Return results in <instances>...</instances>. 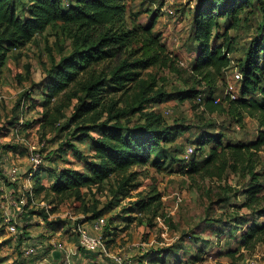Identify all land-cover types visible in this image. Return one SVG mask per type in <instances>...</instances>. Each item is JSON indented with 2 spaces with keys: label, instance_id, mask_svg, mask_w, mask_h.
I'll return each mask as SVG.
<instances>
[{
  "label": "rangeland",
  "instance_id": "obj_1",
  "mask_svg": "<svg viewBox=\"0 0 264 264\" xmlns=\"http://www.w3.org/2000/svg\"><path fill=\"white\" fill-rule=\"evenodd\" d=\"M198 1H127L128 26L139 31L141 40L147 39L144 27L153 34L159 33L166 46L162 59L167 64L159 63L144 71L140 88L130 91L127 97L116 98L122 99L121 106L132 104L138 95L148 100L146 111L161 114L174 135L175 142L168 145L181 150L175 156H170L166 149L158 150L146 166L133 168L134 185L138 187L130 192L121 191L122 176L84 189L81 200L61 201L39 189L51 185L50 171L63 167L85 170L84 160L94 155L92 142L79 141L82 132L69 122L77 101L54 129L46 131L41 126L46 97L43 84L61 59L74 53L76 41L57 26L8 53L0 64V264H55L53 250L69 248L74 257L95 259L98 254L92 256L78 246V226L88 222L95 229L94 223L99 219L105 223L97 236H102L109 253L126 256L131 264H264V244L247 252L240 241L249 224L240 225L238 219L245 220L251 212L243 207V190L250 175L229 169L214 178L196 173L189 167L191 157L186 156L188 148H193V157L202 161L214 145L211 142L207 149L196 150L198 137L211 139L221 132L223 143L236 144L249 143L257 136L259 123L229 112L225 100L228 81L237 85L233 75L240 72L249 50L264 42V12L260 5L252 4L238 20L220 19L213 37L217 45L225 44L230 50V65L222 71L223 81L216 86L215 96L221 99L222 109L211 112L195 96V91L207 86L203 76L193 70L198 42L193 38L192 25ZM17 5L21 13L28 8L24 0H17ZM130 56L129 48L109 65ZM152 77L156 78V86L150 90ZM127 120L138 122L139 117L122 119ZM34 146L44 161L37 168L39 175L30 177ZM157 161L161 168L156 166ZM13 165L21 169L15 181L8 177ZM253 174L264 189V148L258 154ZM29 188H38L40 192L21 207L20 200L28 195ZM153 195L159 196L155 217L137 208ZM260 196L263 200L259 209L264 207V190ZM94 215L99 218L93 219ZM6 216L23 229L25 239L18 240L9 231ZM249 219L250 225L264 223V217L257 215ZM31 246L37 250L28 255L26 249ZM230 249L237 253L234 258L227 255Z\"/></svg>",
  "mask_w": 264,
  "mask_h": 264
},
{
  "label": "trees",
  "instance_id": "obj_2",
  "mask_svg": "<svg viewBox=\"0 0 264 264\" xmlns=\"http://www.w3.org/2000/svg\"><path fill=\"white\" fill-rule=\"evenodd\" d=\"M24 1L28 8L21 13L17 0H0V64L9 52L26 46L48 28L59 26L74 37V53L62 58L43 84L46 97L41 126L46 131L54 129L66 117L65 111L77 101L69 122L82 132L79 141L92 142L94 153L92 158L84 160L85 170L63 167L50 171L51 185L42 186L40 190H47L61 201L81 200L84 189L101 186L113 176H122L119 187L121 191L130 192L138 187L134 185L133 168L146 166L158 150L166 149L170 156L180 154V149L168 145L175 139L166 120L156 111H146L148 100L138 95L132 104L121 106L122 99L116 98L117 95L127 97L130 91L140 88L144 84V71L159 63L167 64L166 59H162L166 46L159 33L153 34L150 28L144 27L147 39L141 40L139 31L128 26V0ZM252 4L260 5L264 12V0H199L196 6L192 27L193 38L198 43L193 70L203 76L207 86L195 91V96L200 97L211 112L222 109V103H215L216 86L223 81L220 74L230 65V50L225 44L215 43L214 31L220 27V19L238 20ZM261 36L264 37V26ZM129 48L130 57L109 65ZM240 72L243 79L239 94L234 100L226 98L225 103L229 112L237 113L242 119L248 116L259 123L257 136L249 143L236 144L223 143L221 132L209 137L211 139L198 137L196 150H204L211 142L214 145L202 161L192 155L189 167L193 172L213 178L221 177L228 169L250 175L243 190L246 195L243 207L251 212L245 220L238 221L240 225L249 224L240 241L245 251L253 252L259 244H264V223L250 225L252 220L249 219L256 215L264 217V207L259 209L263 184L253 174L258 154L264 148V42L249 50ZM155 86L156 78L152 77L150 90ZM131 115L138 116L139 121H122ZM92 132L97 133V137ZM156 166L161 168L160 161ZM39 189L34 188L36 196ZM157 202L159 196L153 195L141 201L137 208L155 217L159 211L155 206ZM98 218L99 215L93 217ZM236 254L235 250L227 251L229 257L234 258Z\"/></svg>",
  "mask_w": 264,
  "mask_h": 264
},
{
  "label": "built area",
  "instance_id": "obj_3",
  "mask_svg": "<svg viewBox=\"0 0 264 264\" xmlns=\"http://www.w3.org/2000/svg\"><path fill=\"white\" fill-rule=\"evenodd\" d=\"M170 13L173 14L174 12L170 10ZM242 79H243V76L241 72H236L233 75V82L236 83L237 85H234L232 82L228 81L227 86H226V98H229L231 100H234L237 98L239 94V89H240V84H241ZM215 103L220 104L222 103V101L220 98H215ZM193 153H194V149L188 148L186 156L189 158L193 155ZM30 161H31L33 169L30 170L29 176L32 177L37 172V168H39L40 165L44 161L43 157L37 151V148L35 146L32 147L31 149ZM20 175H21L20 167L13 165L8 170V177L13 181L17 180ZM35 197H36V193L34 189L29 188L28 195L24 196L20 200L21 207L26 206L29 202V199H34ZM5 219H6V222L8 223L9 231L12 234H14L18 240L25 239V235H24L25 233L23 229L20 230L19 226L16 223H12L13 220L10 219L8 216H6ZM82 223L83 224L78 226V234H79L78 246L80 248H84L90 254H98L99 256L108 257L109 261L108 263H105V264H131V262L128 260V257L123 256V255H113L109 253L102 236L91 234L89 229L85 226L86 222H82ZM104 223L105 222L103 219H99L95 221L94 223L95 230L100 232L102 227L104 226ZM36 250L37 248L35 246H31L26 249V253L28 255H33L36 253Z\"/></svg>",
  "mask_w": 264,
  "mask_h": 264
},
{
  "label": "crops",
  "instance_id": "obj_4",
  "mask_svg": "<svg viewBox=\"0 0 264 264\" xmlns=\"http://www.w3.org/2000/svg\"><path fill=\"white\" fill-rule=\"evenodd\" d=\"M85 226L89 229L91 234L93 235H97V233L99 234V231L93 229V226H91L88 222L85 223ZM61 253L62 256L60 260L56 261L55 264H105L108 263L109 261V259H105L103 258V256H98V255L95 259L89 258L82 260L80 257H74L72 255L73 252L70 251V248L68 250L61 251Z\"/></svg>",
  "mask_w": 264,
  "mask_h": 264
},
{
  "label": "water",
  "instance_id": "obj_5",
  "mask_svg": "<svg viewBox=\"0 0 264 264\" xmlns=\"http://www.w3.org/2000/svg\"><path fill=\"white\" fill-rule=\"evenodd\" d=\"M61 256H62V253H61L60 250H55L53 252V258H54L55 261L60 260Z\"/></svg>",
  "mask_w": 264,
  "mask_h": 264
}]
</instances>
